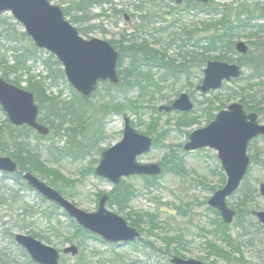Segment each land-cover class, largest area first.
Returning a JSON list of instances; mask_svg holds the SVG:
<instances>
[{"label":"rangeland","instance_id":"374dc122","mask_svg":"<svg viewBox=\"0 0 264 264\" xmlns=\"http://www.w3.org/2000/svg\"><path fill=\"white\" fill-rule=\"evenodd\" d=\"M49 1L63 11L72 7L74 9L73 15L82 16L79 13L80 11H77V4L82 0ZM142 1L144 3L143 12L136 9L140 2L138 0H107V3L102 6L96 5L88 10L86 9L85 13L90 17L89 22L75 25V27L79 29L91 26L93 29L90 30L87 36L81 35L84 39H99L111 43L118 42L123 35L130 36L136 28L144 25L147 26L144 28L145 32L139 33V37L147 40L154 49L166 54L170 59L182 62V57H188L196 51V48L192 45L194 42L188 44L187 40L189 35L196 31L195 29L202 28V23L209 20L210 16L188 8L185 3L177 5L176 0H154L155 2L151 3L147 2L148 0ZM259 1L264 4V0ZM215 2L222 5L229 1L215 0ZM115 10L122 13L114 15ZM103 13H105L104 16ZM148 14H153L149 19L150 23H142L140 17L148 16ZM0 17L4 23L0 24V34L7 30L12 35L14 30H17L18 34L24 32L23 27L15 22L10 13L0 15ZM260 24H264V19L260 21ZM4 39L0 41V58L4 56L11 61L16 43L11 44ZM240 41L249 46L250 38L247 35H242ZM44 56L48 57L47 54ZM238 56L240 55L236 54L230 57L235 61ZM192 68L193 75L191 77L188 78L186 75L180 74L181 76L179 75L178 79H174L165 70L153 71L155 79L159 83V88L154 83L149 87V92L143 94V96H141L142 91L138 87L127 93H113L119 101L125 102L127 99L140 101L142 104L139 110L140 114L128 110L123 114L112 113L104 116L100 113V104L103 103L102 99H106L107 95L103 87L100 86L98 91L101 92V95L90 99L93 105L89 108L88 116L103 119L106 124L104 128L106 140L100 145L102 151L97 149L82 159H74L65 156L64 153L59 156L58 152L55 151L66 152L69 146V137L67 136L58 137L53 136V133H51V138L48 140L37 141L32 139L31 141L32 147L38 149L42 162L49 169L58 171L64 177V180L72 182L71 185H66L61 181L58 182V185L69 196H64V198L85 213L92 214L98 210L101 198L103 196L109 197L116 187L107 180L98 178L95 175V169L99 164L101 153L122 140L124 117L128 116L131 119L132 126L139 133L153 139L152 151L138 157V163L142 165H159L162 168V174L153 178L134 176L123 179L122 182L124 181L135 189L134 199L128 208L124 210H120L116 205L109 204L108 201L107 210L126 220L129 225L132 222L131 218L136 221L139 220V216L143 217L141 227L144 232H140L142 235L141 241L133 245L119 247L95 240L90 236L86 238L76 236L73 222L77 226L78 224L64 215V211L57 210V215L52 221H47L43 213L51 208L52 204L35 192L18 193L19 187L17 185L15 187L16 193H18L16 196L20 198V203L12 207L13 210H16V213L12 214V211L0 212V216H7L5 222H10V218L13 216L16 226H23L25 217L22 215L21 208L28 205L33 208V217L26 219V224L29 227L25 229H23L24 227H16L13 229V233L33 236L32 233L36 232L51 239L49 244L37 237L45 245L60 252L62 256L61 264H79V262L82 264H114L116 260L121 264H171L173 257L184 260L193 259L204 264H264V234L256 233L257 226L260 223L253 215L247 219L249 221L247 224L249 226L248 235L243 236L242 228L236 225L237 215L234 223L228 226L227 232L232 240L241 245L239 251H235L218 231L223 221L220 214L208 205L214 193L221 190L227 180L218 153L212 149H202L194 152L184 151V146L189 141L190 135L207 127L214 120L210 119L211 114L216 117L231 104L240 103L241 99L238 96L231 97L229 91L225 90L224 87L218 92H210L207 95L197 91V86L203 80L205 65L202 69H199L197 65ZM243 72L247 75L248 70L243 68ZM1 76L2 72H0ZM31 76L37 80H41L46 76L41 63L33 66ZM162 76L167 78L165 82H160ZM27 79L28 77L24 75L20 88L24 89L26 87ZM226 85L238 90L239 87L245 85V81L237 80ZM46 87L48 93L55 96L62 92V99L65 101H69L72 97L70 91L72 87L67 81L66 85L62 83L59 87H51L50 83L47 82ZM182 94H187L194 104L192 112L173 111L167 113L159 111L161 106H170ZM219 108L222 109L218 111ZM257 108L262 111V106ZM252 112L249 111V113ZM254 113L258 114L259 123L264 124V112L262 114L254 111ZM184 115H188L196 121L179 126V120ZM6 119V114L0 110V126L6 124ZM151 123L155 124L153 135L148 134ZM68 126L66 125L65 129ZM91 131H87L85 135L88 136ZM161 133L165 134L161 138L160 144L155 145L154 139ZM83 136L84 134H78L77 140H82ZM260 154L263 160L264 138L253 141L248 148L250 158H259ZM166 157H168V160L174 159L175 163L180 164L183 173H176L177 170L176 167H173V163L166 165L165 162L163 167L161 164ZM170 166L176 171L172 172ZM91 170L94 172H91ZM146 178L150 179L149 182ZM40 180L51 186L49 180ZM8 184L12 185L11 183ZM244 184L259 192V196L256 197L249 209L250 212L264 211V198L260 195V187L264 184V168L258 165L251 166L240 189L227 199L228 206L237 214L240 190ZM146 214L155 217L158 227L150 230V220L148 217H144ZM56 234L62 236L55 237ZM67 238L71 241H67ZM72 245L79 249L78 256L73 257L69 254H62L65 248ZM152 245L154 249L150 247ZM1 247L8 248L6 250L10 251L7 252L9 254L14 250L8 240L3 241ZM12 253H16L14 255L16 264H27L28 259L21 258V254L17 249L16 252Z\"/></svg>","mask_w":264,"mask_h":264},{"label":"trees","instance_id":"16d2710c","mask_svg":"<svg viewBox=\"0 0 264 264\" xmlns=\"http://www.w3.org/2000/svg\"><path fill=\"white\" fill-rule=\"evenodd\" d=\"M139 5L136 7L138 11H144V3L142 0H138ZM226 4H217L215 0L208 4H200L195 2H187L188 8L200 11L210 16V19L202 23L201 29H195L193 33L189 35L187 40L188 44L194 42L193 47L196 51L188 57H182V62L175 59H170L166 54L154 49L151 44L139 37V33L145 32V27L142 25L135 29V32L130 36L123 35L118 42H111L116 50L120 53L121 58L118 65V72L121 79L120 86H112L108 83L102 84L103 90L107 97L103 98V103L100 104V113L104 116L108 114H123L128 110L135 114H140L141 109L140 101L125 100L119 101L113 94L114 92L127 93L131 89L138 87L141 89L142 94L149 92V87L155 83V86L159 88V83L155 79L153 71H168L174 79H178L181 75H186L188 78L193 75L192 67L199 66V69L204 68V65L208 61H220L230 64H237L241 68L248 70L247 75L243 73L241 79L245 81V85L238 88V90L224 85L225 90H228L231 97H240V103L244 105L245 109L249 111L264 112V24H260V21L264 19V4L259 0H228ZM147 2H155L154 0H148ZM107 3V0H82L77 4V11H80L82 16L73 15L74 9L72 7L64 10L67 18H70V22L75 25H81L89 22L90 17L85 13L86 9L96 5H103ZM109 3V2H108ZM84 12V13H83ZM114 15H119L122 12L114 11ZM106 13V12H105ZM103 13L102 15L104 16ZM153 14L148 16H141L140 19L143 22L150 23L149 19ZM0 24H4L1 21ZM18 25L16 24V27ZM93 28L81 27L79 28L80 35L87 36L90 30ZM242 35H247L250 38L249 48L250 51L247 55L238 56L237 60H233L230 56L238 54L235 50V45ZM5 38V39H4ZM4 39L8 43H16L13 48V58L11 61L4 56L0 58V72H2L1 78L7 82L21 87L22 79L24 75L28 77L25 90L35 95L36 103L39 106V122L50 129V135L58 137H69L68 148L66 152L58 151V155L63 153L65 156L73 157L74 159H82L84 156L92 154L94 150H100V145L106 140L104 134V128L106 126L103 119L95 118L89 115V108L93 105L90 100H83L77 92L70 88L72 97L69 101L62 99V92L55 96L52 93H48L46 87L47 82L51 87H59L62 83L66 85L65 73L58 60L50 53L44 50L37 49L28 36L22 32L18 34L17 30H14L13 35L7 30L0 34V41ZM1 46V42H0ZM47 54L48 57L44 55ZM235 62V63H234ZM41 63L43 71L46 76L41 80H37L31 76V70L33 66ZM181 74V75H180ZM180 75V76H179ZM246 75V76H245ZM12 77H14L12 79ZM166 77H161L160 82H165ZM46 83V84H45ZM101 92L97 91L92 97L100 96ZM142 98V97H141ZM262 106V111L257 107ZM224 108V107H222ZM222 108H219L221 110ZM1 110V107H0ZM91 113V111H90ZM210 119H215L214 115H210ZM191 121H196L190 118L188 115H184L179 120V126L182 124H189ZM69 125L67 129L65 126ZM92 130L88 136L85 133ZM155 131V124L151 123L149 126L148 134L153 135ZM78 134H84L82 140H77ZM165 133L158 134L154 139L155 145H159L161 138ZM40 136L33 129L24 127H14L8 119L6 124L0 126V153L3 156L10 157L18 164V172L14 175L2 174L0 179V212L16 213V210L12 207L19 204L20 201L16 195L20 192L28 193L33 192L27 182L23 179L24 173H31L38 176L42 180H49L50 185L56 189L62 196L69 197L65 191L58 185V182H64L66 185H71L72 182L64 180V177L58 172L49 169L45 163L42 162L38 149H35L31 145L32 139L48 140L51 136ZM264 138V137H263ZM54 147V146H53ZM60 158V157H59ZM260 158V159H259ZM258 157H251V166L258 165L264 168V158L261 159V154ZM163 165L174 164L176 170L171 168L172 172L176 171L183 173V168L180 164L175 163L174 159L168 160V157L164 159ZM262 160V161H261ZM249 168V171L251 169ZM248 171V173H249ZM91 172H94L91 170ZM147 182L150 180L146 178ZM8 183H11L10 186ZM16 185L19 187L18 193H16ZM39 196V194H38ZM259 196V192L252 187L244 184L240 190V202L237 206V219L236 225L243 230V236L249 234L248 217L252 216L250 207ZM135 197V189L122 182L121 185L116 186L110 193L109 204L116 205L120 210L128 208L131 201ZM22 215L25 217L23 226H16L14 217L10 218V222L4 220L7 216H0V264H16L14 255L16 249L21 254V258H27V264H34L25 250L19 247L14 242L15 234L13 229L16 227H29L26 224V219L33 217V208L25 205L21 208ZM59 208L52 204V207L43 213L44 218L51 222L55 217L56 211ZM219 216L217 212H215ZM66 215V214H64ZM67 216V215H66ZM148 217L150 230L155 229L157 226L155 217L153 215H145ZM71 219V218H70ZM142 219L139 216V220H132L131 226L137 228L140 232H144L142 229ZM71 221H74L71 219ZM222 222V221H221ZM76 229V236L92 237L95 240L101 239L97 236H91L90 232L80 229L74 222ZM8 226V227H6ZM248 226V227H247ZM254 226V225H253ZM229 227L224 223H221L218 230L221 235L224 236L226 242L235 250H240V244L232 240L231 236L227 232ZM257 234H264V226L258 224ZM34 237H39L44 241L51 243V239L41 236L40 234L33 232ZM61 234H56L55 237H61ZM9 241V244L14 249L11 253H7L8 248H2L3 241ZM67 241L71 239L67 238ZM141 241V240H140ZM154 249L153 245L150 246ZM80 261V259H79ZM79 264H82L79 262ZM114 264H121L118 260L114 261Z\"/></svg>","mask_w":264,"mask_h":264},{"label":"water","instance_id":"95a60500","mask_svg":"<svg viewBox=\"0 0 264 264\" xmlns=\"http://www.w3.org/2000/svg\"><path fill=\"white\" fill-rule=\"evenodd\" d=\"M183 1L177 0V3L181 4ZM187 1L208 4L212 0ZM6 13H10L15 22L23 27L37 49L55 56L62 65L67 82L83 100H89L98 91L100 84L120 86V53L110 42L84 39L78 29L66 19L60 7L49 0H0V15ZM235 50L238 54L247 55L250 48L239 41ZM242 75L243 69L237 64L208 61L203 69V80L196 90L204 95L218 92L224 87V83L239 80ZM0 106L14 127L27 126L40 136L50 135V129L39 122V106L35 95L1 77ZM193 109L190 97L182 94L171 106H161L159 111L190 113ZM261 137H264V124L259 123L258 114L248 113L242 104L234 103L216 115L207 127L193 132L184 146L186 152L212 149L218 153L227 181L221 190L214 193L208 205L220 214L226 225H232L236 217V212L228 206L227 199L240 189L251 165L248 148ZM152 149L153 139L139 133L132 126L131 119L125 116L122 140L101 153L95 175L113 186H119L123 179L134 176L159 177L162 174L161 166L142 165L137 161L138 157ZM0 172L14 175L18 172V164L10 157L0 156ZM23 178L44 200L57 205L79 227L103 242L124 247L141 239L142 235L136 228L107 210L108 196H103L98 210L89 214L35 175L24 173ZM260 194L264 198V184L260 187ZM252 214L264 226V211H253ZM15 242L27 252L34 264H61L60 252L33 236L16 234ZM62 254L76 257L79 249L72 245L65 248ZM171 264L204 263L173 257Z\"/></svg>","mask_w":264,"mask_h":264},{"label":"flooded vegetation","instance_id":"af4514ba","mask_svg":"<svg viewBox=\"0 0 264 264\" xmlns=\"http://www.w3.org/2000/svg\"><path fill=\"white\" fill-rule=\"evenodd\" d=\"M187 2H188V1H183V2L181 3V5L184 4V3L186 4ZM176 4H177V5H180V4L177 3V0H176Z\"/></svg>","mask_w":264,"mask_h":264},{"label":"bare ground","instance_id":"6f19581e","mask_svg":"<svg viewBox=\"0 0 264 264\" xmlns=\"http://www.w3.org/2000/svg\"><path fill=\"white\" fill-rule=\"evenodd\" d=\"M33 43V42H32Z\"/></svg>","mask_w":264,"mask_h":264}]
</instances>
